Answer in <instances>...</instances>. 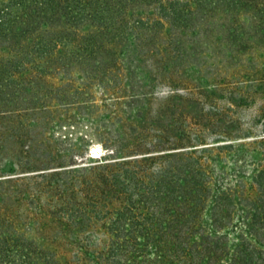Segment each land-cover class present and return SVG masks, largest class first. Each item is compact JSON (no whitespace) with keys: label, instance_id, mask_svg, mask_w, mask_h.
Wrapping results in <instances>:
<instances>
[{"label":"trees","instance_id":"1","mask_svg":"<svg viewBox=\"0 0 264 264\" xmlns=\"http://www.w3.org/2000/svg\"><path fill=\"white\" fill-rule=\"evenodd\" d=\"M255 51L264 0H0V176L43 158L25 135L52 108L83 112L99 90L131 114L79 175L39 174L33 194L0 180V264H264V137L236 146L219 105Z\"/></svg>","mask_w":264,"mask_h":264},{"label":"rangeland","instance_id":"2","mask_svg":"<svg viewBox=\"0 0 264 264\" xmlns=\"http://www.w3.org/2000/svg\"><path fill=\"white\" fill-rule=\"evenodd\" d=\"M234 72L236 74H233ZM227 73L226 89H228V94L220 100L219 105L233 119L239 120L241 128L238 131L247 137L236 141L235 145L245 142V150L252 152L255 145L251 143L264 137V52L255 51L253 56L242 60L240 67L228 68ZM140 85L141 83H137V87ZM59 88L61 87H51L54 90ZM237 90L247 96V101L245 100L239 107L233 105L230 94ZM171 93L169 86L159 85L151 99L153 109L156 111ZM85 99L93 106L87 107L83 112L72 111L65 115L64 112L52 108L50 110L51 118L48 121L49 114L36 119V125L29 129L31 133H26L25 138L29 136V141L43 149L42 154L38 152L37 155L34 154L36 157L43 158L32 160L30 167L19 164L21 160L16 159L15 171H9L0 176V180L10 182L6 186L13 187L12 189H15L16 186L25 187L28 189V193L33 194L37 193V185L42 181L39 174L49 175L69 170L73 171V176L79 175L98 164L96 160L106 154L105 148L114 140L121 139L125 130L129 132L131 114L128 113L127 106L115 102L109 94L102 95L99 90L86 96ZM135 114L136 112L132 116ZM57 116H74L77 118V122L68 126V123L63 121L59 128H56V123L50 120H59L60 118ZM42 122L43 125L40 124ZM214 139L216 136L213 135L208 139V142H213ZM226 140L231 143L230 139ZM10 147L12 148V146ZM71 147L75 151V159H72L68 154L56 155L60 149L68 151L66 149ZM44 148H46V153L56 149L57 152L52 156L57 160H50L51 158L46 156ZM253 157H256V154H253ZM60 163H64L65 167H60ZM33 165L45 167V169H34Z\"/></svg>","mask_w":264,"mask_h":264},{"label":"bare ground","instance_id":"3","mask_svg":"<svg viewBox=\"0 0 264 264\" xmlns=\"http://www.w3.org/2000/svg\"><path fill=\"white\" fill-rule=\"evenodd\" d=\"M95 156H97V155H95Z\"/></svg>","mask_w":264,"mask_h":264}]
</instances>
